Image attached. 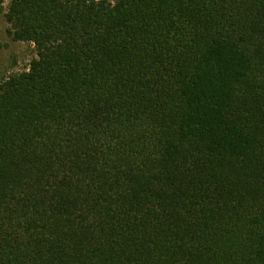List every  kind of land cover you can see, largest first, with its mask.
Listing matches in <instances>:
<instances>
[{"label": "trees", "instance_id": "16d2710c", "mask_svg": "<svg viewBox=\"0 0 264 264\" xmlns=\"http://www.w3.org/2000/svg\"><path fill=\"white\" fill-rule=\"evenodd\" d=\"M0 264H264V0H10Z\"/></svg>", "mask_w": 264, "mask_h": 264}, {"label": "rangeland", "instance_id": "374dc122", "mask_svg": "<svg viewBox=\"0 0 264 264\" xmlns=\"http://www.w3.org/2000/svg\"><path fill=\"white\" fill-rule=\"evenodd\" d=\"M9 3L10 0H0V79L26 70L36 56L32 42L14 38L6 19Z\"/></svg>", "mask_w": 264, "mask_h": 264}]
</instances>
